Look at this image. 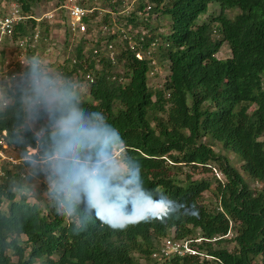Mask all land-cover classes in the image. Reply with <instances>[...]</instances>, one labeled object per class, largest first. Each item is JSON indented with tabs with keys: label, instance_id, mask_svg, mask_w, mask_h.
I'll use <instances>...</instances> for the list:
<instances>
[{
	"label": "trees",
	"instance_id": "obj_1",
	"mask_svg": "<svg viewBox=\"0 0 264 264\" xmlns=\"http://www.w3.org/2000/svg\"><path fill=\"white\" fill-rule=\"evenodd\" d=\"M18 1L30 17L13 39L38 29L43 44L54 28L70 36L64 10L50 23L35 19L48 0ZM141 1L149 16L168 17L167 32L141 21L160 42L155 59L167 64L160 86L149 85L150 59L126 47L115 62L98 60L99 45L85 35L57 65L53 106L37 105L42 90L28 83L0 80L7 102L0 101V132L21 159L0 175V264H264V0ZM224 43L230 55L219 58ZM28 53L25 72L41 74ZM82 81L87 99L76 89ZM24 99L33 102L30 112ZM216 142L239 167L215 152ZM54 154L61 157L52 167ZM115 157L122 177L100 167L95 182H85V164ZM33 159L45 160L38 175L51 184L36 202L16 194ZM212 187L216 201L206 202ZM168 238L191 240L196 253L163 255L160 240Z\"/></svg>",
	"mask_w": 264,
	"mask_h": 264
},
{
	"label": "built area",
	"instance_id": "obj_2",
	"mask_svg": "<svg viewBox=\"0 0 264 264\" xmlns=\"http://www.w3.org/2000/svg\"><path fill=\"white\" fill-rule=\"evenodd\" d=\"M112 2L114 0H111ZM87 0H62L58 1V5L52 10L47 11L41 17L35 18L36 20L44 19L48 22L54 21V19L60 18L58 11L59 9L64 10L65 16L67 17V27L71 34L85 35L86 40L92 41L93 45L98 44L99 47L93 49V53L101 59L102 55L107 56L112 62L116 60V50H115V37L120 38L122 42V49L126 47L134 50L135 56L138 59H150L149 63L152 67L149 75L152 74L153 67L156 66V59L153 55V51L156 46L160 43L158 38H155L149 33V29L142 28L138 32L137 37H134L130 31L123 30L121 28L109 27L107 24H101L102 16L97 18L93 15V10L95 7L87 6ZM150 5H147L144 10L148 11ZM1 14H0V80H5L11 82L12 80L18 79L21 82L28 83L42 90V94L53 89L55 83L52 81H47L45 78V73L39 68L41 74L39 75H28L25 72L26 67L31 63L28 58V51L34 50L36 44L39 43L40 33L38 30L34 31L30 35L21 36L18 39H13V33L15 28L20 24L24 23L26 19L30 16L25 14L18 0H8L1 3ZM107 10L106 13H110ZM128 11H126V14ZM88 19V22L86 21ZM63 19H58L61 21ZM148 19V16L144 18ZM89 22H95L93 27H90ZM130 32V33H129ZM100 37H102L100 39ZM5 38L9 39V45H3ZM46 40V39H45ZM49 50V49H48ZM3 52V53H2ZM11 56L14 60L11 61ZM86 79L92 81V76L87 74ZM6 101H2V105H6ZM37 105H41L42 100L37 98L35 100ZM6 131L2 130L0 132V160L8 161V163H19L21 159L13 158L7 155L8 144L5 139ZM28 155L34 153L36 149L28 146ZM52 157H58L54 154ZM50 157V158H52ZM109 159H102L98 162H92L89 164V168L86 173H84L85 182L87 184H92L95 182L96 176L98 175V166L105 164ZM2 170H0V175ZM199 241V239H195ZM191 240H176L173 238H168L164 241L161 248V253L163 255L170 254H195L196 250L190 245Z\"/></svg>",
	"mask_w": 264,
	"mask_h": 264
},
{
	"label": "rangeland",
	"instance_id": "obj_3",
	"mask_svg": "<svg viewBox=\"0 0 264 264\" xmlns=\"http://www.w3.org/2000/svg\"><path fill=\"white\" fill-rule=\"evenodd\" d=\"M59 0H48L46 2H43L40 4V8L38 12L36 13V18L41 17L44 13H46L49 10H52L58 5ZM111 1V0H110ZM112 2V1H111ZM143 4L141 0H114L112 2V5L106 0H87L86 5L91 6L92 8L95 7L96 9L93 10V15H95L97 18L99 16H102L103 22L101 24H107L109 27L114 28H121L126 31L136 32L142 29L143 23L141 21L144 20L146 16L149 17L150 26L155 29V32H167L168 30V17L161 14V13H151L149 16V13L147 11L143 10V8L146 7V5H143L142 9L139 8V6ZM212 8H216L215 4H210L209 10L211 11ZM107 10H110V13H106ZM126 11L128 13L126 14ZM149 12V11H148ZM130 17V19H129ZM65 18V17H63ZM66 19V18H65ZM101 19V20H102ZM106 19V20H105ZM62 21V20H61ZM38 22V21H37ZM51 23V22H50ZM38 27V26H37ZM38 30V29H36ZM129 32V33H130ZM79 35L70 34V36L67 35L66 31L64 29L54 28L50 31L48 38L43 41V44L37 43V47L32 50L33 51V62L34 64L45 73V75H49L50 77H54L53 80H55V84L53 86V89L50 91L45 92L42 94V103H44L51 107L53 106L57 101V96L55 95V86L60 85L61 83V75L58 71L57 65L60 64L63 60H65L71 53L74 48V44L78 40ZM115 40V50L116 52H119L120 49H122V42H120V38L117 36L114 38ZM39 45V47H38ZM88 47L90 46L87 44ZM49 49V50H48ZM219 58H226L230 55L229 48L226 43H224L219 51L216 54ZM29 56V53H28ZM29 58V57H28ZM14 58L11 56V61H13ZM29 60L32 62V60L29 58ZM119 68V67H118ZM117 68V69H118ZM168 74L167 70V64L165 61L158 62L156 60V66L153 67L152 74L149 75L148 82L149 85L152 86H160L163 81L166 78V75ZM59 75V76H58ZM76 89L79 92V95L81 98L87 99L89 98L88 88H87V82L82 81L80 84L76 85ZM3 90H0V101L2 103L3 100ZM24 105L25 109L29 112L31 111V107L33 106V102L28 101V99H24ZM31 116V114L29 115ZM36 120H32L30 118V121L28 122L30 126L37 130L36 126ZM8 156H12L13 158H18L20 154L16 152L15 150H9L7 149ZM37 151H34L36 154ZM215 152L225 155L233 165L236 167H239L240 164L238 160L236 159L235 155H233L230 151L222 150L220 145L216 142L215 143ZM58 155V154H57ZM61 156L58 155V157H52L50 158V163L53 166V161L56 158H59ZM29 159V157H27ZM45 160L42 159H33L32 163L29 167L23 166V170L27 172V174L31 175L30 179H25V182L23 183L22 188L19 190H16L17 197L23 194H27L29 196V200L32 202H36L38 200V195H41V198H44L46 196V192H43L40 194L39 188L44 184L47 183V178L38 175L40 173L39 170H45L47 167H45ZM20 163V162H19ZM19 163H8V161L0 160V170H2L3 166L11 168L13 165H17ZM22 164V163H21ZM44 165V166H43ZM100 167L105 168L107 171L113 173L115 176H118L119 178L122 177V172L124 171V167L121 164L119 158L115 157L113 159H110L105 164H101L98 166V171ZM213 167L216 168V165L213 164ZM13 168V167H12ZM89 168L88 163L84 166V173L87 172ZM189 168H183L184 171H188ZM218 169L213 170L212 172L216 174L218 177L222 178L221 174H219ZM26 174V173H25ZM195 177H200L204 175H196ZM245 178H247V175L243 174ZM207 176V175H205ZM249 184L253 188L260 187V184L248 179ZM48 188H51V184L47 183ZM77 186H81V182L77 183ZM203 197L206 202H209V199L212 198L211 202L216 201V191L215 188L212 187L211 189L204 192ZM78 198V197H77ZM3 209L6 208V203L2 205ZM231 236V233L229 234ZM164 240H160L161 246H163ZM159 243V245H160ZM14 260V259H13ZM141 263L143 260L140 261ZM15 264V262L13 263ZM36 264H41L40 262H36Z\"/></svg>",
	"mask_w": 264,
	"mask_h": 264
},
{
	"label": "crops",
	"instance_id": "obj_4",
	"mask_svg": "<svg viewBox=\"0 0 264 264\" xmlns=\"http://www.w3.org/2000/svg\"><path fill=\"white\" fill-rule=\"evenodd\" d=\"M134 33V32H133ZM134 34H136V33H134ZM137 35H138V33H137ZM137 35L135 36V37H137Z\"/></svg>",
	"mask_w": 264,
	"mask_h": 264
},
{
	"label": "clouds",
	"instance_id": "obj_5",
	"mask_svg": "<svg viewBox=\"0 0 264 264\" xmlns=\"http://www.w3.org/2000/svg\"><path fill=\"white\" fill-rule=\"evenodd\" d=\"M114 226H116V225H114ZM120 226H122V225H120Z\"/></svg>",
	"mask_w": 264,
	"mask_h": 264
}]
</instances>
